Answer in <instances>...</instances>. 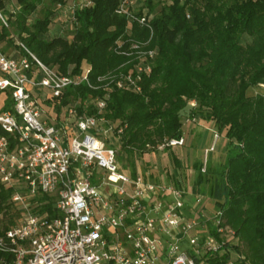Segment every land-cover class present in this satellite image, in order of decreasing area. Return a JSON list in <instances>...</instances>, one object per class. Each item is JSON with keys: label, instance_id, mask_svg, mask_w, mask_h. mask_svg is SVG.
Listing matches in <instances>:
<instances>
[{"label": "trees", "instance_id": "trees-1", "mask_svg": "<svg viewBox=\"0 0 264 264\" xmlns=\"http://www.w3.org/2000/svg\"><path fill=\"white\" fill-rule=\"evenodd\" d=\"M91 1L71 11L66 7L72 0H0L7 22L0 20V52L28 55L27 49L60 73L77 72L86 63L94 83L98 75L114 74L127 59L115 53L113 45L128 21L115 12L118 0ZM138 4V14H152L149 46L155 50L152 71L142 78L140 91L113 87L100 112L88 100L101 97L103 89L85 84L69 86L62 96L42 103L53 104L58 122L79 100L77 112L102 117L99 126L111 127L112 138L128 154L154 151L168 139L182 137L188 120L212 121L214 131L225 134L224 157L209 159L214 147L190 165L192 174L184 165H175L167 174L180 189L181 180L191 176L197 194L206 184L225 224L245 247L242 256L238 244L226 243L222 252L203 253L201 258L223 264L235 251L234 264H264V0ZM55 18L63 28L50 35ZM128 27L137 39L150 36L135 22ZM204 158L206 169L201 171ZM0 196L4 199L5 193ZM39 201V211L57 215L52 197Z\"/></svg>", "mask_w": 264, "mask_h": 264}, {"label": "built area", "instance_id": "built-area-1", "mask_svg": "<svg viewBox=\"0 0 264 264\" xmlns=\"http://www.w3.org/2000/svg\"><path fill=\"white\" fill-rule=\"evenodd\" d=\"M91 4L72 0L66 8ZM138 6V0H118L115 12L128 22L113 51L127 59L114 74L98 75L95 83L86 63L77 72L60 73L27 49L28 55L0 52V91L12 102L0 111V195L5 193L4 199L0 196V263L211 264L201 254L236 244L220 209L211 215L200 208L187 218L181 189L127 174L116 149L102 136L112 128L99 126L103 118L95 114H79V100L58 122L43 115L42 100L62 96L69 86L101 87L103 95L88 100L97 112L113 87L140 91L155 50L149 46L152 14H138ZM0 20L7 25L1 13ZM134 22L150 31L147 39L131 35L128 25ZM218 138L214 132L205 155ZM183 143L182 137L172 138L157 149ZM205 169L204 158L201 171ZM43 196L53 198L56 216L38 210ZM202 200L200 194L194 196L196 206Z\"/></svg>", "mask_w": 264, "mask_h": 264}, {"label": "crops", "instance_id": "crops-1", "mask_svg": "<svg viewBox=\"0 0 264 264\" xmlns=\"http://www.w3.org/2000/svg\"><path fill=\"white\" fill-rule=\"evenodd\" d=\"M192 122L194 123L192 124ZM188 123L189 124L186 134H183L182 136V138L184 139V143L182 146H166L161 150L156 149L154 151L144 152L142 154H137L136 152L128 154L127 152L121 149L120 152H118V149H116L117 160L119 165H130L129 168H125L122 166L121 168H123V170H125L126 173L130 176L131 173H135V175L141 174L147 181H152L158 185L161 182H164L166 184L171 183V178L168 174L173 171L175 165H184V167L187 168L188 172L192 174L193 170L190 168V165H193L196 159H199L201 156H204L205 149H207L211 145L214 127L212 121L202 118H194L192 120H188ZM202 128H204L205 132H201L203 130ZM207 132L209 134V137L211 134L210 143L206 144V142H204L203 150L198 153V156L196 158L194 154H192L191 150L187 146L186 148L184 146L187 143L190 144V140L192 139L193 135H197L198 137L202 136V138H205ZM189 134L191 136L188 141ZM224 142L225 141H223L221 145L224 144ZM123 156L126 158V162H122L121 159L123 158ZM191 181V176H188L185 180H181V184L183 186L181 190L184 192V199L186 203L184 214L187 218L192 217L191 211H197L200 210V208L202 212L209 213L208 209L206 208V200H202V202L197 206L195 205L194 196L197 193L193 192ZM165 198L171 199L172 197L171 195H166Z\"/></svg>", "mask_w": 264, "mask_h": 264}, {"label": "rangeland", "instance_id": "rangeland-1", "mask_svg": "<svg viewBox=\"0 0 264 264\" xmlns=\"http://www.w3.org/2000/svg\"><path fill=\"white\" fill-rule=\"evenodd\" d=\"M45 4H46L45 5L46 7H50L48 2L45 1ZM59 24H60L59 18H55L54 22H52L50 24V28H49L50 35H54L55 33H58L63 28V27L59 26ZM60 25H62V24H60ZM13 52L14 51H11L9 53L11 54ZM9 53H6V54H9ZM69 68H71V66ZM191 104L194 105L195 104L194 101H191ZM52 105H53L52 103H50V104L42 103V105H41L42 109H43V115L47 116L48 118H51V119H53L54 116H55V111L53 110V106ZM5 106H10L11 107L12 106V102L9 99L8 93L0 91V111L4 110ZM193 123L194 122H192V124ZM188 124H189L188 121H186L184 126H183L184 134H186V131L188 129ZM202 129L203 130L201 132H203V131L205 132L204 128H202ZM214 132H216V131H213V133ZM102 136L105 138V141L109 143V146H112L115 149H118V152H120V144H119L118 139L114 140V138H112L111 133H109V132L102 133ZM190 136L191 135L189 134L188 141H189ZM219 138L220 139H219L218 143L215 146V150L213 152H210L209 155H208V158L212 159L213 161L217 157L218 158L224 157L223 156L224 152L222 153V147H223L224 144L221 145V143L223 141H226L225 134L224 133H220L219 134ZM210 140H211V134H210V137H209L208 132H207V135H206L205 138H202V136L198 137L197 135H193L192 139L190 140L191 141L190 144L187 143L184 147L186 148V146H187L191 150L192 154H194V156L197 158L198 153H200L203 150L204 142H206V144H209ZM121 160H122V162H126V158L124 156H123V158ZM121 166L125 167V168H129L130 167V165H121ZM200 194H201L203 200H206V208L208 209L209 214L212 215L215 212V210H216V206H215V204L213 202V199L209 196L208 186H206V184H204V183L201 185ZM5 221H7V218L5 219ZM232 242L238 244V246H239V248L241 250V255L243 256L244 255L243 251L245 250L244 244L239 240V238L236 235H235L234 239L232 240ZM236 254L237 253L235 251H231V256H232L231 259L232 260H234L237 257Z\"/></svg>", "mask_w": 264, "mask_h": 264}]
</instances>
